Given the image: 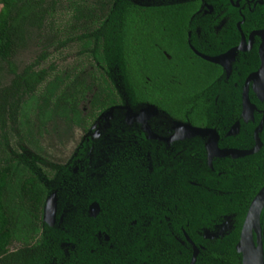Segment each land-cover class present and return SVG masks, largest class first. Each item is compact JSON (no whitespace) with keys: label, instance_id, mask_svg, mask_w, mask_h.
<instances>
[{"label":"flooded vegetation","instance_id":"1","mask_svg":"<svg viewBox=\"0 0 264 264\" xmlns=\"http://www.w3.org/2000/svg\"><path fill=\"white\" fill-rule=\"evenodd\" d=\"M46 3L0 54V264H264V0Z\"/></svg>","mask_w":264,"mask_h":264},{"label":"trees","instance_id":"2","mask_svg":"<svg viewBox=\"0 0 264 264\" xmlns=\"http://www.w3.org/2000/svg\"><path fill=\"white\" fill-rule=\"evenodd\" d=\"M45 1L0 0V54H4V57L7 58L12 46L15 45V41L22 38L20 36L25 33L26 27L34 25V23L39 22L40 17H44L45 11H48L47 3L46 8L44 6ZM140 62L139 55L132 56V64L135 65ZM6 181L2 180L0 176V256L6 251L13 240V233H15L13 225L16 215L15 213L12 214V209L6 206L4 200Z\"/></svg>","mask_w":264,"mask_h":264},{"label":"water","instance_id":"3","mask_svg":"<svg viewBox=\"0 0 264 264\" xmlns=\"http://www.w3.org/2000/svg\"><path fill=\"white\" fill-rule=\"evenodd\" d=\"M132 111H141V113L144 115V117H148L150 112L156 113V109L153 106L150 105H140L137 108L132 109ZM259 203V202H258ZM257 202L254 203V205L252 206L251 212L249 214L248 220L246 222V229L247 233H249L250 235L252 234V226H254L255 224V220L253 221V219L255 218L256 215V208H257ZM249 241H246V239H244V242L242 243V248L240 249L241 252H243L244 257H245V264H263V247L260 243L258 250V255L257 258L255 255H253V244H252V240L250 241L251 237H248ZM252 239V238H251ZM250 242V243H247ZM255 256V257H254Z\"/></svg>","mask_w":264,"mask_h":264},{"label":"rangeland","instance_id":"4","mask_svg":"<svg viewBox=\"0 0 264 264\" xmlns=\"http://www.w3.org/2000/svg\"><path fill=\"white\" fill-rule=\"evenodd\" d=\"M0 10H1V6H0ZM30 40H32V41H29V42L25 43V45H22V47L20 49H18L16 51V54L12 57L11 64L15 65L16 67L21 68L19 70V72H21L24 69L25 64H27V62L30 59L34 58V55L36 54V52L38 53L39 49L41 48V46H39V44H36V41L33 40V38H31ZM43 41H44V38H43ZM28 49L29 50H34V49L36 50L37 49V50L35 53L30 54L31 52L28 53L29 52ZM9 67H10L9 63L4 62V61H2V62L0 61V90L4 86H7L8 83L10 81H12L14 78V75L11 74Z\"/></svg>","mask_w":264,"mask_h":264}]
</instances>
